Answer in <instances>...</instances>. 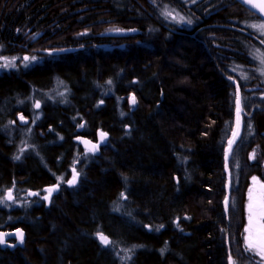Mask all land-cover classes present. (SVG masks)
Listing matches in <instances>:
<instances>
[{"label":"trees","instance_id":"trees-1","mask_svg":"<svg viewBox=\"0 0 264 264\" xmlns=\"http://www.w3.org/2000/svg\"><path fill=\"white\" fill-rule=\"evenodd\" d=\"M254 25L235 0H0V230L25 233L0 264H264L243 246L248 154L264 161ZM99 130V156L74 141Z\"/></svg>","mask_w":264,"mask_h":264},{"label":"water","instance_id":"water-1","mask_svg":"<svg viewBox=\"0 0 264 264\" xmlns=\"http://www.w3.org/2000/svg\"><path fill=\"white\" fill-rule=\"evenodd\" d=\"M235 1H237L241 5H243L244 7L249 9L250 11H252L255 15H257L258 17H260V19H262L264 21V14H262L258 8L252 7L250 3L246 2V0H235ZM252 2L259 4V3H261V0H252ZM238 101H239V106H238V103L236 104V131H235L234 136L231 139V141L227 147L228 153L231 150L233 143L241 137L242 119H241V96H240V92L238 93V97H237V102ZM108 140H109L108 133L100 131V130L97 132L96 141L91 140L87 137H83V136H78L74 139V141L79 143L83 149L89 151L94 156H99L101 154V149L107 144ZM226 158L228 159L227 155H226ZM226 171H228V167H226ZM78 178H79V174L76 172L75 169H73V177L68 181V186L74 187L77 184ZM228 178H230L229 175H228ZM229 189H230V184L228 183L227 192H229ZM50 190H51V195H52V194H56L59 191V188L57 186H54V187H51ZM6 197H7V200H9V201H11L13 199L12 192L10 190L7 191ZM9 197H11V198H9ZM226 204H227V200L225 199L224 205L226 206ZM4 236H5V233L0 232V246L3 249L7 246V244L4 243V241H5ZM10 236L14 237V238L18 239V241H20L21 239H23L24 234L21 230H18L16 232L10 233Z\"/></svg>","mask_w":264,"mask_h":264},{"label":"rangeland","instance_id":"rangeland-1","mask_svg":"<svg viewBox=\"0 0 264 264\" xmlns=\"http://www.w3.org/2000/svg\"><path fill=\"white\" fill-rule=\"evenodd\" d=\"M244 8H246V7H244ZM247 10H249V9H247ZM250 12H252V11H250ZM171 15H173V14L171 13ZM173 20H178V19L176 18V16H174ZM259 58L262 59V62H264L263 57L262 58L259 57ZM258 63L260 64L261 62L258 60ZM263 75H264V70H263ZM109 140H110V137H109ZM258 159H259V155L257 154V151H253V152L248 154V160L251 164L260 163V167L262 169V175L255 174V175L251 176L249 178L248 185H247L246 189L243 191V203H244L245 218H246V224L243 227V229H244L243 230V246H244L246 252L248 250L252 255H254L258 258L257 259L258 261H261L264 263V258H262V256L260 254H258L259 242H257V239H258V234H259V225L255 223V220H254V224H253V228H252V235H251V240H250V242L254 245V247L250 249L248 247V244L246 243V240H245V237L249 235V233L245 232V229L249 227V203H250L249 197H250V194L252 196L251 202L254 205V213H255L257 218L259 216V211H260V201L262 199V195H264V187H262V186H264V161H257ZM254 177L256 178L255 180L253 179ZM250 189H251V193H250ZM260 223H264V220H261ZM230 264H234V261L232 259L230 260Z\"/></svg>","mask_w":264,"mask_h":264},{"label":"snow or ice","instance_id":"snow-or-ice-1","mask_svg":"<svg viewBox=\"0 0 264 264\" xmlns=\"http://www.w3.org/2000/svg\"><path fill=\"white\" fill-rule=\"evenodd\" d=\"M246 2L250 3L251 6L254 8H258L259 11L262 14H264V0H261V3H259V4L253 3L252 0H246ZM189 23H190V21H189ZM253 27H259L262 30H264V25H259V26L254 25ZM134 102H135V100L133 98V103ZM237 103L239 106V101ZM253 179L255 180L256 178L254 177ZM262 187H264V186H262ZM250 193H251V189H250ZM9 198H11V197H9ZM249 200H250V203H249V227L245 229V232L249 233V235L245 237V240H246V243L248 244V247L250 249L254 247V245L250 242V240H251L252 228H253V224H254V220H255V223L259 225V244H258L259 252H258V254H260L262 256V258H264V223H260L261 220H264V195H262V199L260 201V211H259L258 218L256 217V215L254 213V205L251 202L252 201L251 194H250ZM100 239L103 243H105V244L108 243L107 238L104 237L103 235L100 236Z\"/></svg>","mask_w":264,"mask_h":264},{"label":"bare ground","instance_id":"bare-ground-1","mask_svg":"<svg viewBox=\"0 0 264 264\" xmlns=\"http://www.w3.org/2000/svg\"><path fill=\"white\" fill-rule=\"evenodd\" d=\"M68 185V184H67ZM54 186H57L59 189H60V187H59V185H51V186H48V187H46L45 188V195H44V198H45V200L46 201H48L49 202V200H50V198L52 197V196H55L56 194H52L51 195V190H50V188L51 187H54ZM49 196V197H48ZM18 230H21L22 232H23V234H24V237H25V233H24V230L22 229V228H16V229H13V230H7V231H2V230H0V232H3V233H5V241H4V243L5 244H7V246L5 247V248H9V249H11V250H14L17 246H19L23 241H24V237H23V239H21L20 241H18V239H16V238H14V237H11L10 236V233H13V232H16V231H18ZM1 247V246H0ZM4 248V249H5ZM3 249V248H2Z\"/></svg>","mask_w":264,"mask_h":264},{"label":"flooded vegetation","instance_id":"flooded-vegetation-1","mask_svg":"<svg viewBox=\"0 0 264 264\" xmlns=\"http://www.w3.org/2000/svg\"><path fill=\"white\" fill-rule=\"evenodd\" d=\"M257 242H259V234H258V239H257Z\"/></svg>","mask_w":264,"mask_h":264}]
</instances>
